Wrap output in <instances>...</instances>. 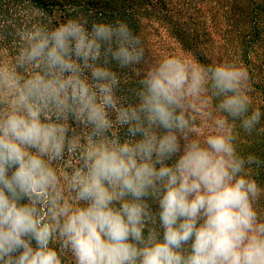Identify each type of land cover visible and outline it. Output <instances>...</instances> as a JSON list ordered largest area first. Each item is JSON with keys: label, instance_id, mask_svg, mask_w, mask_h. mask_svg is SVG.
<instances>
[{"label": "clouds", "instance_id": "clouds-1", "mask_svg": "<svg viewBox=\"0 0 264 264\" xmlns=\"http://www.w3.org/2000/svg\"><path fill=\"white\" fill-rule=\"evenodd\" d=\"M55 20L0 47V264H264L247 69L149 64L124 21Z\"/></svg>", "mask_w": 264, "mask_h": 264}, {"label": "trees", "instance_id": "trees-1", "mask_svg": "<svg viewBox=\"0 0 264 264\" xmlns=\"http://www.w3.org/2000/svg\"><path fill=\"white\" fill-rule=\"evenodd\" d=\"M0 5L3 14L13 13L10 25L16 30L39 22L45 13L57 23L83 15L89 29L92 22L124 21L141 36L149 64L169 55L194 57L206 65L236 64L249 73L252 107L264 112V0H0ZM207 125L201 121L197 130L209 134L211 121ZM238 147L264 159V120L253 136L240 132ZM72 164L69 158L64 167ZM256 179L264 186V168ZM258 208L264 212V198Z\"/></svg>", "mask_w": 264, "mask_h": 264}, {"label": "rangeland", "instance_id": "rangeland-1", "mask_svg": "<svg viewBox=\"0 0 264 264\" xmlns=\"http://www.w3.org/2000/svg\"><path fill=\"white\" fill-rule=\"evenodd\" d=\"M1 6V5H0ZM3 6L0 7V34L6 36L7 38L0 42V47H4L8 49V52L12 55L15 54L16 46L18 44V40L16 38V28L11 27V15L13 13L6 12L3 14L1 11L3 10ZM9 26L8 28H3V26Z\"/></svg>", "mask_w": 264, "mask_h": 264}]
</instances>
